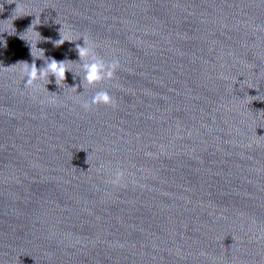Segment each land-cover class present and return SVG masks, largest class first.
<instances>
[{"label":"clouds","instance_id":"obj_1","mask_svg":"<svg viewBox=\"0 0 264 264\" xmlns=\"http://www.w3.org/2000/svg\"><path fill=\"white\" fill-rule=\"evenodd\" d=\"M31 27V26H30ZM29 27V28H30ZM62 29V28H61ZM60 31V39L55 41V45L58 47L65 43V41H72L69 35L63 34ZM39 37L41 34L35 31ZM21 38V37H20ZM42 38V37H41ZM22 39V38H21ZM24 40V39H22ZM25 41V40H24ZM41 41L38 40L35 45L30 46V55L34 58L31 64L27 62H17L16 64H23L22 74L25 80V88L38 89L39 81L49 78L52 76L55 78V82L59 85L61 81L66 79V72H69L70 69L67 65V61H57L56 59L49 58L45 66L37 68L35 63V58L33 54V47L40 51L44 55V50L37 48V43ZM83 46L77 45L76 51L80 58H87L88 62L83 64V81L87 86H94L99 82L105 80H112L115 77L116 71L120 67V61L118 58H113L111 61L106 62L102 58H99L95 55L93 51V46L90 44L86 37L83 38ZM49 81V80H48ZM50 82V81H49ZM114 98L107 91H97L91 99V102H85L83 107L86 109L91 108L93 105H110L115 107ZM125 173L122 169H115L110 176L109 182L112 184H119Z\"/></svg>","mask_w":264,"mask_h":264}]
</instances>
